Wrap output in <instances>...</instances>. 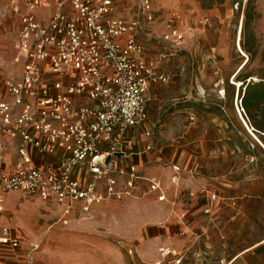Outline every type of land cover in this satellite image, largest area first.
Here are the masks:
<instances>
[{
	"label": "built area",
	"instance_id": "built-area-1",
	"mask_svg": "<svg viewBox=\"0 0 264 264\" xmlns=\"http://www.w3.org/2000/svg\"><path fill=\"white\" fill-rule=\"evenodd\" d=\"M127 1H12L19 21L14 72L0 76L1 204L16 193L89 214L131 195L143 180L127 163L140 154L128 134L139 129L152 140L151 90L168 77L145 60L138 39L151 32L140 18L155 21L152 0H139V17L130 21L117 15ZM161 39L181 44L185 36L169 19ZM148 184L150 193L162 190L156 178ZM20 244L11 227L0 228L1 247L16 252ZM159 253L154 264L179 256L165 247Z\"/></svg>",
	"mask_w": 264,
	"mask_h": 264
},
{
	"label": "rangeland",
	"instance_id": "rangeland-1",
	"mask_svg": "<svg viewBox=\"0 0 264 264\" xmlns=\"http://www.w3.org/2000/svg\"><path fill=\"white\" fill-rule=\"evenodd\" d=\"M12 1L0 0V76L14 72L19 18ZM154 5L153 24L140 18L151 32L138 39L145 57L168 81L151 90V142L161 155L177 156L187 146L200 151L198 163L206 174L225 177L248 202L242 234L212 252L202 248L200 257L191 250L183 261L222 264L264 238V0H154ZM122 12L127 21L139 17V0H129ZM169 19L184 34L183 43L161 39ZM210 150L216 151L217 159H211ZM156 169L168 186L162 176L166 171ZM121 201L104 203L89 214L79 209L67 214L55 205L12 193L1 204L0 221L21 231L28 250L46 253L48 261L51 257L60 264H147L137 257L135 247L141 240L132 237L140 229L131 225L134 212H121V206L114 212L109 206ZM182 230L171 235L182 238Z\"/></svg>",
	"mask_w": 264,
	"mask_h": 264
},
{
	"label": "crops",
	"instance_id": "crops-1",
	"mask_svg": "<svg viewBox=\"0 0 264 264\" xmlns=\"http://www.w3.org/2000/svg\"><path fill=\"white\" fill-rule=\"evenodd\" d=\"M128 2H122L118 6L117 15L125 20L127 16L122 9ZM152 3L155 6L154 0ZM144 58L148 60L145 55ZM150 95L152 96V92ZM140 136L144 137V140H140ZM128 137L132 141V150L140 154L132 156L127 163L135 164L139 168L143 180L138 183L137 189L131 195L123 197L120 203L109 206H114L112 209L114 212L118 211V206H121V212H134L135 215L130 221L131 225L140 228L132 236L141 240L140 245L135 247L138 258L144 263L154 264L161 259L159 250L165 247L177 252L179 256L168 258L164 264H183L191 250L192 254L200 257L202 248L205 247L206 251L212 252L225 247V244L232 240L231 237L243 233L248 222V202L244 200L246 195L238 197L233 183H229L225 177H220L216 173L207 175L198 163V158L202 155L200 151L194 152L187 146L177 156L161 155L154 145L152 151L145 150L151 141L145 138L141 130L131 131ZM209 152L211 159H217L218 156L213 155L216 151ZM157 166L166 171H163L162 176L168 179L170 183L168 186L164 180L163 182L156 176ZM171 166H178L180 172L175 173ZM175 175H178L179 179L177 185L172 183ZM155 178L159 180L162 190L150 193L148 179ZM10 195L12 194L5 196L4 203L6 197ZM212 195H216L217 199L212 200ZM4 226L11 227L21 239V244L16 252L0 246V264H29L31 251L23 241L24 235L10 224L0 221V228ZM178 228L183 230L182 238L177 239L171 234L176 235ZM47 259L44 252L32 253V264H60L56 259L51 260V257L50 261ZM222 264H264V238L238 250Z\"/></svg>",
	"mask_w": 264,
	"mask_h": 264
},
{
	"label": "trees",
	"instance_id": "trees-1",
	"mask_svg": "<svg viewBox=\"0 0 264 264\" xmlns=\"http://www.w3.org/2000/svg\"><path fill=\"white\" fill-rule=\"evenodd\" d=\"M248 90H249V86L246 87V93H245V97H244V99L246 98V95L248 94ZM244 101H245V100H244ZM242 109H243V111H244L243 105H242ZM247 111H248V115H249L250 120H251V121H255L254 116L251 114L250 109H249L248 107H247ZM255 125H256V124H255ZM257 127H259V126H257Z\"/></svg>",
	"mask_w": 264,
	"mask_h": 264
},
{
	"label": "bare ground",
	"instance_id": "bare-ground-1",
	"mask_svg": "<svg viewBox=\"0 0 264 264\" xmlns=\"http://www.w3.org/2000/svg\"><path fill=\"white\" fill-rule=\"evenodd\" d=\"M240 38H241V36H240ZM240 44V43H239ZM240 46V45H239ZM240 50H242V49H240ZM238 86H240V83H238ZM0 209L2 210V206H1V203H0Z\"/></svg>",
	"mask_w": 264,
	"mask_h": 264
}]
</instances>
